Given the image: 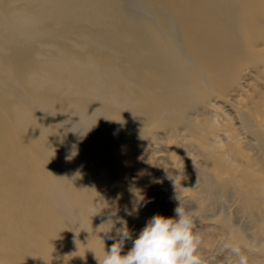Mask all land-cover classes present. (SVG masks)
I'll list each match as a JSON object with an SVG mask.
<instances>
[{"label":"rangeland","instance_id":"374dc122","mask_svg":"<svg viewBox=\"0 0 264 264\" xmlns=\"http://www.w3.org/2000/svg\"><path fill=\"white\" fill-rule=\"evenodd\" d=\"M14 2L12 8L36 15L31 20L35 28L42 24L40 28L47 30L29 41L31 60L24 70L15 71L18 78L12 88L0 92V97H11L6 124L21 118L15 112L25 104L31 111L42 108L34 110L35 123L50 124L53 135L46 153L55 157L53 161L35 149L31 152L45 183L35 205L43 197L50 210V190L57 187L66 198L67 189L57 175H70L69 168L79 165L90 182L84 196L94 201L93 215L104 225L102 238L108 239L100 243L96 238L95 253L102 255L119 240L117 230L125 224L134 239L154 214L174 216V208L181 204L194 213L193 230L201 237L199 252L206 264H237V257L221 252L222 244L229 241L241 242L248 264H264V137L257 128L258 118L264 123V67H244V81L241 78L234 85V103L248 106L241 121L233 105L223 108L212 93L203 102H193L187 83L179 93L171 78L159 81L142 40L120 17L132 8L140 10L139 2L51 0L46 9L34 2L30 6ZM195 3L181 0L190 11ZM159 6L164 28L173 39L165 38L168 59L182 61L175 47L188 55L195 53L181 34L184 20L167 3ZM180 95L184 100L178 102ZM220 110L231 114L229 122L235 127L225 122L217 129L198 125V120L208 125L220 121ZM98 138L106 140L100 149L83 144ZM11 196L17 205L22 202L23 197ZM2 197L8 199V194ZM80 197L75 191L73 201L81 204ZM3 214L0 211L2 221L21 220ZM110 225L114 227L108 231ZM34 234L33 230L32 239L25 240L13 229L0 230L4 251L11 252L9 262L20 258L28 264L36 257L41 240L40 234ZM94 238L91 235L85 243L91 246Z\"/></svg>","mask_w":264,"mask_h":264},{"label":"bare ground","instance_id":"6f19581e","mask_svg":"<svg viewBox=\"0 0 264 264\" xmlns=\"http://www.w3.org/2000/svg\"><path fill=\"white\" fill-rule=\"evenodd\" d=\"M17 1L26 6L34 2L46 9V3L51 0ZM134 1L136 4L139 2L140 10L132 8L133 11L125 12L120 17L133 36L142 40V50L150 57L152 66L157 69L159 81L171 78V83L179 93L187 87H184L183 83H187L192 89L193 102H203L212 93L218 97L215 99L223 108L233 105L234 113L242 121L248 112V106L234 103L231 93L234 85H237L241 78L244 79V67H264V0H196L193 11L183 7L181 0ZM159 2L172 6L174 12L184 20L181 21V34L184 40H188V46L195 50V53L188 55L175 47L182 61L168 59L165 51L168 40L165 42V38L170 41L173 39L162 23ZM183 2L188 4L190 0ZM191 2L193 3V0ZM14 3V0H0V92L4 88H12L18 78L15 71L24 70L25 64L31 60L32 44L29 41L35 38V35L40 36L47 31L40 28L42 24L35 28L36 25L32 24L31 20L32 16L36 15L12 8ZM59 6L64 8L61 2ZM181 64L184 67H181ZM199 90L201 93L198 95ZM182 97L180 95L177 98L178 102L184 100ZM10 103V96L0 97V211L5 212L4 217L10 214L19 219L21 217V220L15 224L0 220V230L13 229L15 233H19V239L22 237L25 240L32 239L33 230L34 236L40 234L41 241L39 248H36V257L28 264H62L64 260L65 264H98L97 259L102 255L94 252L99 246L96 238L101 239L100 243L108 239L102 238L100 234H104V225L95 220L94 201L84 196L87 182L88 186L90 185L88 178L86 182L84 169L79 165H72L69 168L70 175H57V181L63 180L67 196L64 199L60 196L59 187L50 190V210L47 209L43 197H39V204L35 205V198L42 193L39 189L44 191L45 183L39 179L31 152L35 149L39 155L53 161L55 157L46 153L49 140L52 139L50 135L53 134L49 130L48 121L35 123L34 110L40 111L42 108L32 109V112L27 104L21 105L19 112H15L17 116L22 115L15 124H6V110L10 109ZM219 116L220 121L214 120L210 125L201 124V120L197 123L205 129L220 128L222 122L235 127L234 123L229 122L232 119L229 112L221 111ZM186 118L194 121V117L186 115ZM258 120L257 128L261 132L250 126L263 138L264 123L262 119ZM114 136L116 135L112 134L113 138ZM85 143L100 149L105 146L106 140L89 139L83 144ZM92 187L94 186L90 188ZM75 191L81 194V204L73 201ZM6 194L8 199L2 197ZM11 195L14 198L23 197L22 202L19 200L17 205L12 201ZM91 235L95 238L90 246L85 242L90 240ZM3 243L4 240H1L0 264H26L20 258L12 259L17 262H9L7 258L11 252L7 254L4 251ZM131 245L132 241H125L122 252L126 253Z\"/></svg>","mask_w":264,"mask_h":264},{"label":"clouds","instance_id":"9594fccd","mask_svg":"<svg viewBox=\"0 0 264 264\" xmlns=\"http://www.w3.org/2000/svg\"><path fill=\"white\" fill-rule=\"evenodd\" d=\"M193 217V212L178 204L174 216L154 214L134 239L125 224L117 230L119 240L107 251L104 249L97 259L98 264H206L199 252L201 237L193 230ZM112 227L114 225H110L108 231ZM108 238L112 239L111 236ZM126 240H131L132 245L122 254ZM225 251L238 258L237 264H248L241 242H224L221 252Z\"/></svg>","mask_w":264,"mask_h":264}]
</instances>
